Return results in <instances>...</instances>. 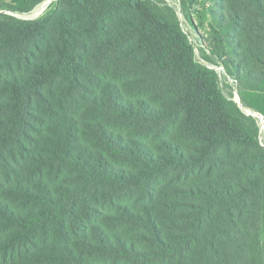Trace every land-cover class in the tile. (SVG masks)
I'll return each mask as SVG.
<instances>
[{
    "label": "trees",
    "instance_id": "trees-1",
    "mask_svg": "<svg viewBox=\"0 0 264 264\" xmlns=\"http://www.w3.org/2000/svg\"><path fill=\"white\" fill-rule=\"evenodd\" d=\"M207 1L0 14V264H264V0Z\"/></svg>",
    "mask_w": 264,
    "mask_h": 264
},
{
    "label": "rangeland",
    "instance_id": "rangeland-1",
    "mask_svg": "<svg viewBox=\"0 0 264 264\" xmlns=\"http://www.w3.org/2000/svg\"><path fill=\"white\" fill-rule=\"evenodd\" d=\"M152 1L153 3L155 4H158L160 6H163L164 4H167L171 7H175L176 9H179V5H180V0H150ZM213 3H209L207 0H200L199 4L196 6V10L198 13H195L193 15V19L195 21L196 24L199 25V22L201 20L200 17H199V14L200 16L203 17V15L205 17L202 18V20L204 21V18H205V25L204 27H201L199 25V32L201 33H204L208 31V23L211 21V16L209 14V11L211 10V8H213ZM48 8H45L42 10V5L36 7L33 11L31 12H28V13H23V14H18V13H11V12H8V11H5L3 10L2 8H0V14L1 13H5L7 15H10V16H13L17 19H20V20H36V19H39L40 17H42L46 12H47ZM216 10H219V7L217 8L216 7ZM207 14V15H205ZM180 17V21L182 22V28L183 30L190 35L192 41L195 43L196 45V48H197V54L200 56L197 55V58L199 60H201V52H200V44L198 42V35L197 33L191 28V26L187 23V21L182 17V15L179 16ZM218 70V73H219V76H220V84H221V87L223 88L224 92L226 94H228L229 92V89H228V86H232L234 88H236V83L235 81L230 78L229 76L226 75V73L224 72V70L222 68H217ZM235 99L237 102H239L238 100V94L235 93ZM250 112V111H249ZM257 119H258V122L259 124H261V126L263 127L261 121H263V118H260L255 116ZM260 143L264 146V129L262 128V132H261V135H260Z\"/></svg>",
    "mask_w": 264,
    "mask_h": 264
},
{
    "label": "built area",
    "instance_id": "built-area-1",
    "mask_svg": "<svg viewBox=\"0 0 264 264\" xmlns=\"http://www.w3.org/2000/svg\"><path fill=\"white\" fill-rule=\"evenodd\" d=\"M55 1V0H48L47 2H45L43 5H42V10L45 9V8H48L51 3Z\"/></svg>",
    "mask_w": 264,
    "mask_h": 264
},
{
    "label": "water",
    "instance_id": "water-1",
    "mask_svg": "<svg viewBox=\"0 0 264 264\" xmlns=\"http://www.w3.org/2000/svg\"><path fill=\"white\" fill-rule=\"evenodd\" d=\"M240 105H241V103H240ZM242 107V106H241ZM243 108V107H242ZM249 112V111H248ZM251 115H253V116H258L257 114L255 115V114H253V113H250ZM259 117V116H258ZM261 118H263V117H261Z\"/></svg>",
    "mask_w": 264,
    "mask_h": 264
},
{
    "label": "bare ground",
    "instance_id": "bare-ground-1",
    "mask_svg": "<svg viewBox=\"0 0 264 264\" xmlns=\"http://www.w3.org/2000/svg\"><path fill=\"white\" fill-rule=\"evenodd\" d=\"M256 115V114H255Z\"/></svg>",
    "mask_w": 264,
    "mask_h": 264
}]
</instances>
